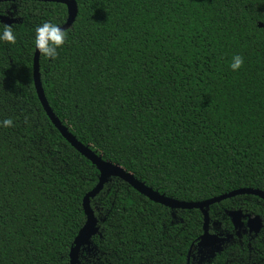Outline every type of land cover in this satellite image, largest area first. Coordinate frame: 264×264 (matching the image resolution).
Listing matches in <instances>:
<instances>
[{"label": "trees", "instance_id": "obj_1", "mask_svg": "<svg viewBox=\"0 0 264 264\" xmlns=\"http://www.w3.org/2000/svg\"><path fill=\"white\" fill-rule=\"evenodd\" d=\"M74 1L58 56L39 65L50 108L77 140L179 202L264 192V0ZM9 13L18 22L16 42L0 40V121H13L0 126V264H71L100 172L56 129L34 81L35 29L63 26L68 9L0 3ZM90 207L100 231L80 264H197L199 210L173 211L118 178ZM238 211L264 224L254 196L212 206L211 223L235 237L227 213ZM205 264H264V227Z\"/></svg>", "mask_w": 264, "mask_h": 264}, {"label": "water", "instance_id": "obj_2", "mask_svg": "<svg viewBox=\"0 0 264 264\" xmlns=\"http://www.w3.org/2000/svg\"><path fill=\"white\" fill-rule=\"evenodd\" d=\"M18 1H35L44 3H58L65 5L68 9V20L63 26H60L62 30L65 31L72 29L78 16V5L74 0H0V3H15ZM13 9L14 11H16L15 7ZM0 22H2V24L12 25L17 23L18 21L14 19V14L9 13L6 16L0 15ZM259 27L264 28V25L260 24ZM40 56L41 54L36 49V55L34 59V81L39 100L45 112L47 113L48 117L50 118L56 129L66 139V141L70 145H72V147L75 148L82 156H84L94 166H96L98 171L100 172L98 186L91 193H89L84 200V209L87 216V222L85 227L79 233L75 241L74 248H72L71 250V264H80V252L89 251L90 247L92 246L93 237L98 235L100 231V228L98 227V220L96 219L94 211L90 207V200L99 195V193L104 189L105 185L108 184L113 178H118L122 180L123 182L130 185L137 192H139L141 195L148 198L150 201L163 205L173 211L199 210L204 217V234L200 238L199 243L197 245L198 254L201 260L200 264L210 262L216 257L217 254L221 253L224 245L230 243L234 237L232 235L223 236L211 234L209 232L211 221L209 214L210 208L216 204L222 203L223 201L230 200L239 196H254L264 201V192L254 189H242L202 203H185L170 199L165 195H161L159 192L154 191L152 188L146 186V184H144L141 180L137 179L132 173H129L123 167L105 161L102 156H99L90 147H86L82 143H80L77 138L69 131V129L64 126L62 122L56 117V115L53 113L52 109L49 106L42 86L39 65ZM227 215L231 219L234 229L237 231L238 236H240V233L245 227L250 230V233H254L256 236H258L264 227L261 218L245 215L242 211L228 212ZM206 258H208L209 261H205ZM188 264H190V257H188Z\"/></svg>", "mask_w": 264, "mask_h": 264}, {"label": "clouds", "instance_id": "obj_3", "mask_svg": "<svg viewBox=\"0 0 264 264\" xmlns=\"http://www.w3.org/2000/svg\"><path fill=\"white\" fill-rule=\"evenodd\" d=\"M0 27L3 28L2 33H0V40L14 44L16 42V36L13 32V26L0 22ZM66 38L67 32L51 22H45L35 29V47L41 55L50 59H55L58 56L57 49L63 46ZM243 62V57L239 55L234 56L233 62L230 65L231 69L233 71L239 70ZM0 126L5 128L12 127L13 121L12 119H5L0 121Z\"/></svg>", "mask_w": 264, "mask_h": 264}, {"label": "flooded vegetation", "instance_id": "obj_4", "mask_svg": "<svg viewBox=\"0 0 264 264\" xmlns=\"http://www.w3.org/2000/svg\"><path fill=\"white\" fill-rule=\"evenodd\" d=\"M245 224H246V221H245ZM211 234H216V235H223V236H230V234L228 233H223L221 232V229H220V225L218 223H211L210 221V231H209ZM247 235L251 238H254L256 235L254 233H250V230L247 229V227H245L243 229V231L240 233V236L237 235V231L235 230V237L239 238V239H242V236L243 235ZM234 237V235H232ZM234 237V238H235ZM234 238L232 239V241L234 240ZM231 241V242H232ZM229 244V243H228ZM225 246V245H224ZM193 261L196 262L197 264H200L201 260H200V256L199 254L197 253L196 256H193ZM205 261H209L208 258L205 259ZM205 264V263H203Z\"/></svg>", "mask_w": 264, "mask_h": 264}]
</instances>
